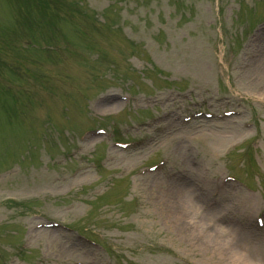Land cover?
Segmentation results:
<instances>
[{"label":"rangeland","instance_id":"374dc122","mask_svg":"<svg viewBox=\"0 0 264 264\" xmlns=\"http://www.w3.org/2000/svg\"><path fill=\"white\" fill-rule=\"evenodd\" d=\"M29 18L30 29L15 27ZM263 19L264 0H0V264H242L250 251L264 264V230L246 223L264 204V80L255 77L264 55L242 67L246 51L263 50L245 33ZM109 93L127 96L120 111L92 108L95 95ZM224 105L241 114L223 120ZM171 109L214 116L166 123L160 134L155 125L140 129L154 140L132 151L107 148L102 138L105 147L76 140L99 125L138 138L124 126ZM67 151L72 158L59 165L50 158ZM159 157L165 175L134 174ZM12 165L18 170L8 172ZM73 167L81 168L76 176ZM228 172L256 193L225 190L214 213L243 226L174 207L199 186L211 197ZM49 219L63 228L30 231L33 221ZM219 231L235 238L207 248ZM24 234L21 259H6Z\"/></svg>","mask_w":264,"mask_h":264},{"label":"bare ground","instance_id":"6f19581e","mask_svg":"<svg viewBox=\"0 0 264 264\" xmlns=\"http://www.w3.org/2000/svg\"><path fill=\"white\" fill-rule=\"evenodd\" d=\"M264 72V67L262 69H260V73H259V76H261V74ZM115 104L114 103H111L110 102V96L107 95L105 96L99 103V105L97 106V108L101 111H112L114 108H115ZM95 139L91 138V139H88L87 140V143H90L94 140H96L97 138L94 137ZM93 139V140H92ZM174 207L176 209H179V210H183V211H190L191 209H195L197 208V204L194 203L190 198L189 196L184 193L183 196L181 197L180 201H174ZM211 214V213H210ZM214 238H216L215 240L211 237V238H207V241H209V244L207 245V248H215L217 249L218 246L216 245L215 242H218L219 240H221L222 238H224L226 235L228 236H231L232 238H235V235L233 233H227L226 235L225 234H222L221 231L219 232H215L213 234H211ZM247 250H251L250 248L247 249ZM251 252V251H250ZM242 264H257V262L253 259L252 261L250 262H244Z\"/></svg>","mask_w":264,"mask_h":264}]
</instances>
